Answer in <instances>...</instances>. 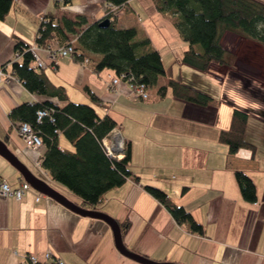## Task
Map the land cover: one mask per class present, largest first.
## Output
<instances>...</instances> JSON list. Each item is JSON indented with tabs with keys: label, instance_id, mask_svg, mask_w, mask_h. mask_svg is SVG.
<instances>
[{
	"label": "crops",
	"instance_id": "crops-1",
	"mask_svg": "<svg viewBox=\"0 0 264 264\" xmlns=\"http://www.w3.org/2000/svg\"><path fill=\"white\" fill-rule=\"evenodd\" d=\"M55 1L13 0L0 18V67L4 65L8 72L0 81V141L13 155L0 150V178L12 187L28 181L19 164L75 203L80 200L42 168L44 145H27L19 134L20 121L11 117L12 108L19 104L48 99L30 91L11 70V62L19 59L15 44L20 38L36 49L51 82L66 86L71 101L90 103L100 115L112 116L130 144V168L139 180L129 177L109 189L95 208L119 222H131L122 236L127 248L153 260L180 264H264V99L246 96L244 100L236 89L230 91L226 79L215 71L229 69L227 65L211 63L209 70L202 71L183 63L187 42L170 18L157 11L153 0H128L118 14V25L134 26L137 38L148 37L159 50L167 71L160 83L168 77L184 81L208 91L214 97L211 104L177 99L170 88L157 97L155 86L147 89L146 99L135 97L126 80L112 83L117 73L110 68L95 71L90 61L79 64L70 55L51 59L49 50L35 43L41 15L85 14L99 20L107 12V0H71L57 6ZM248 78L245 85L252 84ZM86 88L100 102H93ZM235 106L248 110L246 138L254 142V151L240 147L231 154L227 144L218 140L219 131L230 125ZM59 140L62 149L70 145L62 134ZM235 169L243 170L256 184L254 201L242 197ZM146 184L163 189L172 201L187 208L202 224V233L177 223ZM38 192L43 195L37 199ZM116 245L107 221L77 213L33 184L23 198L0 195V264H34L29 255L43 258L45 252L63 264H143L121 254Z\"/></svg>",
	"mask_w": 264,
	"mask_h": 264
},
{
	"label": "trees",
	"instance_id": "trees-1",
	"mask_svg": "<svg viewBox=\"0 0 264 264\" xmlns=\"http://www.w3.org/2000/svg\"><path fill=\"white\" fill-rule=\"evenodd\" d=\"M57 5H68L71 0H56ZM128 0H107L109 23L99 26L103 18L88 19L85 14L67 17L56 16L54 12L41 15L35 43L48 50L71 46L70 56L74 61H90L95 71L110 68L123 79L133 83H143L145 89L156 87L157 97H163L170 88L173 96L187 102L208 105L214 97L208 91L197 89L181 80L165 75V67L159 50L153 47L148 37L137 38L133 26L120 27L118 14ZM155 8L166 15L181 38L187 42L181 60L187 66L202 71L209 70L211 63L230 66V52L222 41L227 31L244 36L264 46V1L263 0H153ZM13 0H0V18H4L13 5ZM118 11L115 14L114 10ZM110 11V12H109ZM15 53L19 59L11 62V70L32 92L44 94L48 99L28 104L22 103L12 108L11 117L28 121L40 136L44 152L40 157L42 168L49 172L53 181L79 197L82 207L96 208L102 203L105 193L119 187L129 177L138 176L130 168V144L125 143L122 156L105 152L102 139L109 136L116 123L112 116L100 115L90 103L71 101L66 86L57 85L47 76L45 67L35 64L31 45L18 38ZM229 56V57H228ZM4 67V65L2 66ZM5 68V67H4ZM92 101L100 102L99 96L86 88ZM51 98H57V101ZM46 109V114L37 119V111ZM248 110L233 107L231 123L220 130L218 140L226 143L228 152L234 154L240 147L255 149L254 142L246 138ZM59 134L68 140L69 146L60 147ZM124 153V154H123ZM235 180L245 201H254L256 191L253 180L241 169H235ZM32 184L42 190L45 183L31 177ZM150 194L169 209L177 223L187 225L194 233H202V224L193 218L187 208L172 201V198L157 186L145 185ZM118 221V220H117ZM119 222V221H118ZM131 222H119L121 240ZM126 243L123 246L126 247ZM127 248V247H126ZM48 264H57L54 260Z\"/></svg>",
	"mask_w": 264,
	"mask_h": 264
},
{
	"label": "built area",
	"instance_id": "built-area-1",
	"mask_svg": "<svg viewBox=\"0 0 264 264\" xmlns=\"http://www.w3.org/2000/svg\"><path fill=\"white\" fill-rule=\"evenodd\" d=\"M110 10H114L115 14L118 13V11H116V8L111 7ZM71 49V46H64L59 48L57 47L55 50L49 49L50 58L53 59L57 55H70ZM31 51L33 53V56H35L34 59L37 67H44V62L42 61L40 56L37 55L36 49L33 46L31 47ZM5 70L6 69L4 67H0V81L8 76V72H6ZM123 77V75H115L114 78H112V83L114 84L119 79H123ZM125 80L130 83L132 93L135 95V97L140 96L145 99L148 97L149 93L147 92V89H145L143 83H133L130 79ZM125 80L123 79V81ZM46 112V109L38 110L37 119L41 120V117L45 115ZM18 129L20 131V136H22L25 142H27V145H29L31 148H38L40 146H43V141L41 140L40 136L36 133V131L33 130L32 126H30L28 121H20V123L18 122ZM102 143L105 148V152L109 155H113L114 153H116L117 156L120 157L122 156V151L126 148L124 137H122L118 127H116V129L113 128L109 136H106V138L102 139ZM19 184L20 185L18 186L12 187L5 179L0 178V195L5 197L12 196L16 199L23 198L24 193L32 189V184H30L26 180H23V182H20ZM37 194V199L43 195L39 192ZM29 258V260L34 264H48L50 261H52L50 252H45L43 254V258H39L38 256H35V254L29 255ZM55 261L57 262V264H63V261L60 258H55Z\"/></svg>",
	"mask_w": 264,
	"mask_h": 264
},
{
	"label": "rangeland",
	"instance_id": "rangeland-1",
	"mask_svg": "<svg viewBox=\"0 0 264 264\" xmlns=\"http://www.w3.org/2000/svg\"><path fill=\"white\" fill-rule=\"evenodd\" d=\"M235 34L228 31L222 35L225 46L233 51L230 57L228 56L231 60L230 66L227 65L229 69L220 68L215 71L218 77L226 79L225 83L230 91L234 88L240 92V99L248 100L246 96L258 101L264 99V46ZM245 77H249L248 80L252 81V84L245 85Z\"/></svg>",
	"mask_w": 264,
	"mask_h": 264
},
{
	"label": "water",
	"instance_id": "water-1",
	"mask_svg": "<svg viewBox=\"0 0 264 264\" xmlns=\"http://www.w3.org/2000/svg\"><path fill=\"white\" fill-rule=\"evenodd\" d=\"M109 18H103L100 20L99 26H105L109 23ZM0 150H2L4 153H9V150L6 148V146L4 145V143L2 141H0ZM10 155L12 153H9ZM13 158V155H11ZM14 160L16 162L17 159ZM17 167L19 168V170L21 171L22 174H26V176L28 177L27 180L30 184H32V180L31 177L32 173H30V171L26 170V169H22L21 166H19V164H17ZM35 177V176H34ZM31 181V182H30ZM40 190V189H39ZM43 191V193L45 194H49V196L54 197L55 200L59 201L60 203L65 204V206L71 208L72 210L76 211L77 213H81L87 216H92V217H98L104 219L105 221H107L109 223V225L111 226L113 233H114V239H115V243L117 244L116 247L119 249L120 253L125 254L128 257H131V259H135L137 261L142 262L143 264H180V263H174L172 261H159L153 258L148 257L147 255H142L141 253H137V252H132L131 249L126 248L125 246H123L124 243H122L121 240V234L122 232L120 231V227H119V222L111 217L108 216V213L106 212H97L96 209L92 208V209H86L85 207H82L81 205H79V203H75L74 201L70 200L69 198L65 197V194L60 193L59 191H55L54 188H52L51 186H49L47 183H45L43 185V189L41 190Z\"/></svg>",
	"mask_w": 264,
	"mask_h": 264
},
{
	"label": "bare ground",
	"instance_id": "bare-ground-1",
	"mask_svg": "<svg viewBox=\"0 0 264 264\" xmlns=\"http://www.w3.org/2000/svg\"><path fill=\"white\" fill-rule=\"evenodd\" d=\"M124 151V150H123ZM124 154V153H123Z\"/></svg>",
	"mask_w": 264,
	"mask_h": 264
}]
</instances>
